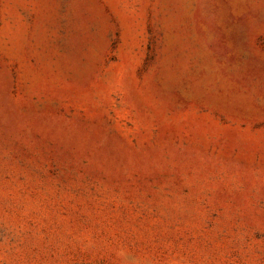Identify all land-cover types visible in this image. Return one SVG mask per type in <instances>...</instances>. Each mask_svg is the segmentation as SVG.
<instances>
[{"label":"rangeland","instance_id":"1","mask_svg":"<svg viewBox=\"0 0 264 264\" xmlns=\"http://www.w3.org/2000/svg\"><path fill=\"white\" fill-rule=\"evenodd\" d=\"M0 264H264V0H0Z\"/></svg>","mask_w":264,"mask_h":264}]
</instances>
